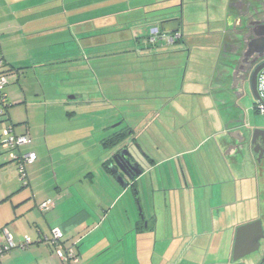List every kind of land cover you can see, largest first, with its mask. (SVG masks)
<instances>
[{
  "label": "crops",
  "instance_id": "1",
  "mask_svg": "<svg viewBox=\"0 0 264 264\" xmlns=\"http://www.w3.org/2000/svg\"><path fill=\"white\" fill-rule=\"evenodd\" d=\"M110 3L115 7L107 8ZM198 3L204 8L208 0ZM145 6L136 3L123 8L108 0H0L1 70L8 77L0 139L1 128L12 122L15 133L26 132L29 137L16 152L35 155L26 165L23 185L16 173L17 164L4 147L0 148V236L6 231L16 243L31 241L27 247L4 253L0 264H229L235 228L260 219L263 165L248 147L241 152L231 148L232 133L240 130L247 138L250 128L244 118L234 120L229 110L232 99L227 96L221 100L224 94L209 84L199 86L194 80L192 87L175 90L166 84L160 95L152 89L147 92L146 105L140 107L141 117H135L132 108L129 115L118 112L117 123L102 128V136L76 134V140L82 141L77 148L55 145L70 132L55 133L50 128L53 133H48V114L58 108L56 105L87 106L96 101L75 100L78 93L67 97L69 102L59 99L50 87L43 88L39 73H48L49 67L62 58L88 61L107 55L105 51L96 52L91 43L95 13H108L98 17L103 20L97 23H103L101 27L122 31L109 36L115 42L125 41L124 27L131 29L126 38L131 48L115 51L111 58L123 57L128 51L139 53L147 46L141 39H133L138 35L135 19L138 11L145 14ZM206 12L210 20L209 10ZM189 19L184 20L183 28L185 22L189 26L197 23ZM142 24L148 26V20L142 19ZM64 26L69 37L63 41L59 40V34H63L59 29ZM106 37L103 35V39ZM187 38L192 39L191 35ZM99 40L96 46L110 42ZM161 41L155 51L145 54L158 60L157 65L169 59L175 62L179 55H169V50L163 53L158 46L165 50L167 43H176ZM68 42L72 44L65 46ZM100 99V104L112 106L111 99ZM181 109L189 110L190 117L182 118ZM204 113H208L209 121L203 120ZM126 117L134 120L133 124H128ZM138 118L144 119L143 125ZM188 125L191 132L179 135L175 131ZM124 126L129 128L124 141L114 148L104 145L108 135ZM207 126L217 127L216 132L203 133ZM144 131L149 133L146 138ZM158 131H162L160 138ZM90 139L95 140L93 150ZM119 148L131 153L138 174L131 169L128 177L118 168L111 173L103 164ZM117 174L124 177L125 185L116 180ZM45 202L49 204L44 208L41 205ZM53 228L62 231V243L72 247L76 261L62 263L55 254L49 241Z\"/></svg>",
  "mask_w": 264,
  "mask_h": 264
},
{
  "label": "rangeland",
  "instance_id": "2",
  "mask_svg": "<svg viewBox=\"0 0 264 264\" xmlns=\"http://www.w3.org/2000/svg\"><path fill=\"white\" fill-rule=\"evenodd\" d=\"M112 1L117 4H122L123 8L134 5L138 2L145 4L146 6L143 8L145 14L143 15H147L148 11L153 10V8L156 9L159 6L169 3L168 1L163 2L164 0H108V2ZM208 4H211V0H208ZM106 7L114 8L115 5L113 3H110ZM208 7L210 20L207 19L205 6L204 8H202L201 6L200 10H198V8L195 9L196 14L194 16H190L189 19L193 22H199V24L194 23V25L189 26L185 22L183 28V41L176 42V44L173 45L167 43V45L165 46L167 49L165 50L161 49V47L158 46L159 50L164 51L163 53H166V50H169L168 52L171 53L169 55H179V57L176 58L175 62H173V59H169L168 62L157 65L158 60L154 61V58L152 60L150 57H148V55L145 54L146 52L155 51L153 50V48H155L156 46H154L153 44L147 46L145 43H143L142 45H145L147 47L144 49L142 48V50H140L141 53L135 51V53L133 54L132 51H128L127 53H123V57H119L116 59L111 58L107 53V55L101 57V59L93 58L91 60L89 59L88 61L82 59L68 60L62 58L59 60V63L57 65L49 67L48 73H39V79L43 88L50 87L53 93L55 92L59 94V99H66V101L69 102V100H67V97H69L70 95H74V93H78L79 96L75 100L81 101L90 99L91 101H96L90 103L87 106H81L76 103H69L66 105L59 104L56 105L58 108H52L54 112L50 111L48 114L47 130L49 131L48 133H50V136L53 133L51 132L50 128H54L55 133H61L64 131H68L71 133L69 136L65 137V139L56 140L55 145L59 148L69 147V149H73L74 146L75 148H77V143L82 142L81 140H76V134L78 133H90L92 134V136L94 134L102 136V128L106 126L111 127L113 124L117 123L114 121L116 116L118 115V112H122V115H129V112L132 108L134 111V116L141 117L142 112L140 111V105H144L146 100H142L139 98L146 96L147 92L149 93V91H151L152 89H154L153 91H156L157 94L160 95L163 92L162 88L166 84L171 85L172 90H175V88L178 89L181 86L192 87L194 80L198 81L199 86L208 85L210 80L209 76L211 74V69L217 53V49L215 47V41L217 38H219V32H217V29L218 27H220L219 22H217L216 20L211 21V19L218 17L219 15L214 13V11L211 9V5H209ZM169 10H171V12H175L176 9L171 8ZM138 14L141 13L138 12L137 16ZM131 18H135V16L132 14ZM130 30L131 29L128 28L123 31V35L126 36H124L125 41L122 44L123 48H125L126 50L128 49L127 47L130 43V41L126 39L129 35H131ZM59 31H63L61 32L63 34H59V40L64 41L67 39V37H69L68 31L65 32V26L59 29ZM119 32L122 33V31ZM117 33L118 32H116V34ZM107 35L109 36V34ZM188 35H191L192 39L187 38V40H185V36L188 37ZM100 38H102V40L113 41L109 38L103 39V35H101ZM100 38L99 36L91 37V43L98 50L103 49V46L101 45L96 46V42L99 43ZM71 44V42H68L65 44V46ZM61 45L62 44H59V48H62ZM53 47L55 46L53 45ZM108 47L112 48L115 46L109 45ZM60 56L63 57V55ZM168 65H170V67ZM186 68L187 70L185 72ZM165 75H167L168 78H164ZM44 78H47V81H44ZM6 80L8 83V77H6ZM5 87L6 85L4 86V89ZM203 89L205 88L203 87ZM219 94H221V92ZM101 96L111 99L112 106L108 105V103L100 104L98 101L101 100ZM182 96L188 97L184 94ZM196 99L198 98L196 97ZM253 103L254 101L248 89L246 95L238 99V103L236 106L242 111L243 118L249 128H252L254 126L262 127L264 126V115L255 112V110L253 109ZM193 110H195V107L193 108ZM181 113L182 118H184L185 116L190 117L189 110L181 109ZM181 117H179L178 119H180ZM209 119L210 118L208 116V113H204L203 120L209 121ZM125 120L128 124L134 122V120L131 121V119L128 117H126ZM137 120L138 122L142 123V125L144 124V119L138 118ZM219 127L221 128V122H219ZM215 129L217 130V127L213 128L211 126H207L206 129L204 128L202 132H206L207 134L208 132L215 131ZM100 131L102 132L100 133ZM175 131L179 133V135L182 133L186 134L188 132H191L189 125L178 127L177 129H175ZM143 133V138H146L149 134L145 131ZM161 133L162 131H158L159 138L162 137ZM94 142L95 140L93 139H90L89 141L91 150L95 149V145H93ZM72 143L73 145H71ZM87 144L88 141H85V146ZM208 146H210V143L206 145V147ZM261 163L264 169V160ZM259 195L260 206L258 215L259 218L263 221V224L264 188H262V186L260 188ZM249 217H251V214ZM238 220L239 219H236V222ZM263 252L264 245L261 244L260 248L257 251L246 255L245 257L240 259V262L243 264H257ZM230 263L231 261L229 262V264Z\"/></svg>",
  "mask_w": 264,
  "mask_h": 264
},
{
  "label": "flooded vegetation",
  "instance_id": "3",
  "mask_svg": "<svg viewBox=\"0 0 264 264\" xmlns=\"http://www.w3.org/2000/svg\"><path fill=\"white\" fill-rule=\"evenodd\" d=\"M167 1L169 3L148 11V17H144L142 13L138 16L136 14L138 35L146 29L142 24V19L146 22L148 20L149 36L141 38L142 44L150 43L156 46L163 37H166V41L170 43L183 41L184 20L192 15L194 16L196 14L195 9L200 10L199 5L201 3L199 4L198 0H164L163 2ZM209 5H211L214 13L219 15L216 21L220 23V27L217 29L219 38L216 39L217 43L215 45L217 53L209 76V86L214 90L220 89L221 94H224L221 100H224V97L227 96L232 99L230 101L232 107H229V110L234 114L235 121H242V111L236 106L238 99L246 95L253 72L264 63V0H212L211 4L203 6L209 10ZM171 8L176 9L175 12H171L169 10ZM173 21H178V28L174 29V26L170 25L173 29L164 30L162 25ZM260 70L257 72L256 79ZM240 80H243V92L239 85ZM147 98V96H143L139 99L146 100ZM146 103L147 101L144 105ZM253 104L257 107V103ZM257 127L250 128L247 138L240 130L234 131L232 133L234 146H231V148H235L236 151L240 152L244 147L254 148V145H250V142L252 130ZM258 128L264 129V126ZM255 143H258L264 149V134L258 133ZM119 151H121V148L116 149L109 157V167L118 168L117 163H122L117 156ZM253 154L258 162L264 160V152L260 154V151H258ZM118 170L121 169L118 168ZM122 171L125 174L130 173V169L126 166H123ZM261 244L264 245V239L260 240V246ZM263 256L264 252L260 260ZM234 264L243 263L238 260Z\"/></svg>",
  "mask_w": 264,
  "mask_h": 264
},
{
  "label": "built area",
  "instance_id": "4",
  "mask_svg": "<svg viewBox=\"0 0 264 264\" xmlns=\"http://www.w3.org/2000/svg\"><path fill=\"white\" fill-rule=\"evenodd\" d=\"M2 61L0 60V66ZM6 75L0 72V116L3 115L4 110L2 104L5 102V93H4V86L7 84ZM256 89L257 92L264 102V67L258 73L256 79ZM258 113L264 115V105L257 103L256 107ZM2 138L1 146L8 150L10 158L16 162L17 164V173L18 177L22 181H26V170L25 166L29 163H32L35 159V155L33 152H16L19 149V146L28 143L29 137L26 133L24 134H17L14 131V127L11 123L5 124L1 131ZM49 203L45 202L42 204V207H47ZM62 236L63 233L59 228L51 229L50 235V244L54 247L55 254L58 256L62 263H69L70 261H76L77 256L72 249V247H65L62 243ZM31 241L29 239H24L21 242H14L11 235L6 232L2 231L0 236V244H3L5 249H12L15 247L24 248L30 244Z\"/></svg>",
  "mask_w": 264,
  "mask_h": 264
},
{
  "label": "water",
  "instance_id": "5",
  "mask_svg": "<svg viewBox=\"0 0 264 264\" xmlns=\"http://www.w3.org/2000/svg\"><path fill=\"white\" fill-rule=\"evenodd\" d=\"M170 25L174 26L173 28L176 29L178 28V21L164 23L162 27L164 28V30H171L173 28L170 27ZM263 67H264V63L257 70L253 72V76L249 82V91H250V94L252 96L254 103H259V104L264 105V102L260 98L257 92V89H256V75H257V72ZM242 84H243V80H240L239 85L243 92ZM258 133L264 134V129H260L257 127L252 130L250 145H254V148L251 149L250 146H248V148L250 149V152L252 153H257L258 151H260V154H262L264 152V149H262L258 143H255L256 136ZM117 156L122 162V163H117V166L119 169L123 170V166H126L128 169L130 170L132 169L137 174L140 172V170L138 169V164L131 159V153L126 148L119 151L117 153ZM109 168L111 169V173H115L117 171V169L114 166L109 167ZM127 175L128 177H131L130 174H127ZM116 180L121 185L126 184L124 177H122L120 174L116 175ZM261 239H264V232H263V226H262L261 219H255V220L245 222V223L238 225L235 228L234 242H233L230 264H234L236 261L242 259L246 255L257 251L260 247ZM257 264H264V256Z\"/></svg>",
  "mask_w": 264,
  "mask_h": 264
},
{
  "label": "trees",
  "instance_id": "6",
  "mask_svg": "<svg viewBox=\"0 0 264 264\" xmlns=\"http://www.w3.org/2000/svg\"><path fill=\"white\" fill-rule=\"evenodd\" d=\"M138 2V1H137ZM140 2H138V4H139ZM106 14H108V13H95V15L96 16H94L93 18H97V20H95V19H93V21H92V28H93V30H92V35L91 36H101V35H104V36H107L108 38H110L111 36L110 35H112L113 33H115V32H117V31H120V29L118 30V29H114V28H111V27H107V28H103V27H101V25H103V23H101V24H97V23H99V22H102V21H100L99 19L100 18H98V17H102V16H104V15H106ZM94 23H96V25L94 24ZM144 26L145 27H148L147 25H145L144 24ZM125 29H128V28H126V27H124V29H122V30H125ZM107 34H109V36L107 35ZM147 35L149 36V34H148V28L147 29H145L144 30V32L142 33V34H139V35H137V34H135V36H134V38L133 39H141V38H144V37H147ZM151 35V34H150ZM106 37V38H107ZM105 38V37H104ZM148 40V39H147ZM146 40V41H147ZM162 40H166V37L164 38L163 37V39ZM134 41V40H133ZM149 41V40H148ZM124 41H122V43H123ZM162 41L160 40V41H158V43H157V45L158 44H160ZM166 42V41H165ZM121 42H115V41H110V42H108L107 43V45H101V46H103V49L102 50H98V49H96L95 47V51L96 52H99V51H101V52H107L109 55L110 54H113L115 51H120V50H126L125 48H123V44H122ZM147 46L148 45H150V43H145ZM109 45H114L115 47H112V48H110V47H108ZM128 49L127 50H129L130 48H131V45H130V43H129V46L127 47ZM0 60L2 61V59L0 58ZM3 66V61H2V63H1V66H0V72L1 73H3V74H5L6 76H7V73H6V71H3V70H1V67ZM6 98V97H5ZM6 105H7V103L6 102H4L3 104H2V106H3V110H4V113H3V115L2 116H0L1 118L3 117V116H5V113H6ZM253 109L256 111V107L254 106V104H253ZM257 112V111H256ZM1 120H4V119H1ZM5 121H6V118H5ZM7 123H9V122H7ZM11 124H12V126L14 127V123H12L11 122ZM129 128L127 127V126H124L123 128H121L117 133H112V134H110V135H108V137H106L105 139H104V145H107V147L108 148H114L116 145H118L120 142H122V141H124L125 140V138L127 137V130H128ZM24 133H26V132H24ZM24 133H22V134H24ZM6 151H8L7 149H6ZM16 163V162H15ZM103 164L106 166V167H108V164H109V162H108V160H106L105 162H103ZM25 170H26V166H25ZM26 178H27V176H26ZM20 181H22V180H20ZM22 184L23 185H25L26 184V181H22ZM19 248V247H18ZM10 249H5V247H4V245L3 244H0V258H1V256L4 254V253H6V252H8Z\"/></svg>",
  "mask_w": 264,
  "mask_h": 264
}]
</instances>
